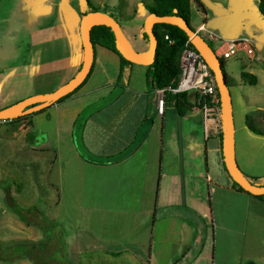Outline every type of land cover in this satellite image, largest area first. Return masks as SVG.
Here are the masks:
<instances>
[{
	"label": "crops",
	"instance_id": "1",
	"mask_svg": "<svg viewBox=\"0 0 264 264\" xmlns=\"http://www.w3.org/2000/svg\"><path fill=\"white\" fill-rule=\"evenodd\" d=\"M71 1L66 8L47 0L39 16L55 20L31 29L29 58L0 68V110L61 88L79 73L86 58L81 28L87 2ZM225 1L191 0L193 28L211 29L208 23L217 17L212 8L219 11ZM104 7L115 16L116 7ZM256 25L249 21L246 36L258 41L262 58L247 55L240 71H232L231 63L226 70L244 104L235 125L238 164L264 182V133L248 125L255 120L264 131V40ZM141 34L143 54L149 41ZM126 35L132 42L134 35ZM244 70L258 76L260 94L248 93ZM148 72L147 65L124 63L113 50L95 45L93 71L73 95L20 120L0 119V172L18 181L11 186L16 202L24 208L50 203L53 218L69 223L62 225L69 232L54 240L59 248L53 253L71 258L55 264H264V199L236 188L225 168V119L219 129L192 107L180 115L165 104L161 113ZM190 100L194 104L195 95ZM140 130L145 135L120 161L89 160L122 152ZM3 201L0 194V230L10 234L3 238L20 233L41 241L39 222L20 219ZM14 261L34 263L30 257Z\"/></svg>",
	"mask_w": 264,
	"mask_h": 264
},
{
	"label": "rangeland",
	"instance_id": "2",
	"mask_svg": "<svg viewBox=\"0 0 264 264\" xmlns=\"http://www.w3.org/2000/svg\"><path fill=\"white\" fill-rule=\"evenodd\" d=\"M68 1L72 2L71 0H57V2H60V4L66 6V8H69L70 6L67 5ZM133 1H134V5L131 3L130 0H91V3L97 5L102 10H106L104 4L108 5V7L112 9L116 7L117 10L115 11L114 17L120 23L125 34L130 33L131 35H134V39L132 40L133 45L140 52L139 41L142 35L141 32L145 31L146 21L148 20L151 14L148 9V6L153 5L154 0H133ZM222 4L219 3L218 5V7L220 8L219 11L217 10L216 6L212 8L213 11L216 12L217 17L216 19L215 18L211 19L208 23V26L211 28L210 29L211 31H213L216 34L217 32H219L221 35L225 37V39H230V37H242L246 35H251L252 31L249 29L248 25H249V21L253 20L254 24H257L256 26L263 29V30L259 29L258 32H260L259 38L261 40H264V16L260 13L258 9L259 7L258 0H228L222 2ZM46 5H47V0L46 1L0 0V68H3L8 65L17 64L21 61L24 62L29 58V54L27 53L26 50L28 49L27 46H28L29 32L31 31L32 28L41 25L45 20L47 19L50 20L55 18V17L51 18L52 16L50 17L47 16L45 18L39 16L40 15L39 13L42 12L41 10L46 8ZM77 5L78 3H76V6ZM86 6L88 10L89 9L88 3H86ZM129 11H132L131 12L132 14ZM220 12L221 15L223 14L221 18H220L221 15L219 14ZM218 15L220 16L218 17ZM260 19L263 20V27L260 26L259 24ZM102 22H106V21L99 20L96 21L95 24H99ZM135 35H137V38H135ZM247 55L248 54H246L245 52L240 51L237 55L229 59H226L225 62L226 69H228L229 63H231L232 71H234L235 73L240 71V69L242 68V64L247 59ZM254 58L255 57H253V59ZM122 79L124 82L126 81L125 78ZM244 86H246V88H250V90L248 91L250 95H258L260 94L259 92L262 91L261 90L262 85L260 84L255 86L245 83ZM230 89L232 92L234 117H235V125H236L239 123V120L242 117H244V114L242 113L244 104L241 103V100L240 101L238 100V96H237L239 95L238 90L233 86L230 87ZM194 95L195 94L193 90L189 91V98L193 100ZM251 121L255 123V124L252 123L254 126L259 124V122L257 123L255 120H251ZM6 175L8 174H6L5 172H0L1 186L9 185L11 187L12 185L14 184L16 185V183H18V181L16 182V179L15 180L12 179V176L8 177ZM249 179L256 185L264 186L263 185L264 182L262 180H257L255 178L254 179L249 178ZM0 194H3V200H4L3 204L6 205V207L11 212H13L11 207L6 202L7 200L5 199V191L3 188L2 190L0 189ZM30 207L31 208L36 207L38 210L35 209L27 210L28 212H26L24 215L27 216L29 221H34L33 223L39 222L38 227L40 234L42 235L41 241H43V243L40 246H38L36 249H33L32 254H30L28 257L32 258L35 264H55L57 260L62 262L69 261V259L71 258L70 253L67 254L59 253V252L53 253L54 248H59L55 246L54 240H59L60 238L63 240L64 238L62 237L69 232V230L65 229L62 226L64 222L66 223L68 222L66 220L63 221L62 219L59 220L53 218V215L56 210H54V205L50 203L28 206L25 209H28ZM37 211L39 213H37ZM59 213L62 218V216L66 213L65 207H62V210ZM16 215L20 219L24 220L23 217H20L18 214ZM14 221L15 223L21 222L18 219H14ZM75 231H76V235L81 232V230L78 229L76 226L73 232L74 234ZM9 235L10 234L7 231L0 230V240L3 242L10 243L16 240L17 241L28 240L22 238V235L24 234H20V233L11 236V238H7V240L3 238V237H9ZM29 240H34V239L31 238ZM20 258L22 257L15 258L13 260H4L0 258V264H21L14 261ZM30 263L34 264L32 261H30Z\"/></svg>",
	"mask_w": 264,
	"mask_h": 264
},
{
	"label": "trees",
	"instance_id": "3",
	"mask_svg": "<svg viewBox=\"0 0 264 264\" xmlns=\"http://www.w3.org/2000/svg\"><path fill=\"white\" fill-rule=\"evenodd\" d=\"M258 1H259V11L264 16V0H258ZM86 2L89 5V9L84 13V15L90 11H95V10L103 11L100 7L91 3V0H86ZM148 9L150 13H157L159 15L181 16L185 20H187L188 23L192 26L191 24V0H154V4L148 6ZM110 14L113 15L112 13ZM153 30H154L155 35L157 36L158 45H157L155 61L152 64L147 65L149 69L148 78L150 79V84L152 85L153 88H155L156 86L166 87L170 85L175 79H177V77L181 73L180 58H181L182 51L186 46V42L189 39V36L184 29H182L178 25L171 24V23H164V22L155 23ZM143 36L147 41H149V36L146 33V31H143ZM91 37H92V41L94 45H101V46L107 47L113 50L114 52H116L117 54H119L124 63L134 64V62H132L129 58H127L126 56L122 55L119 52L117 48L118 39H117L116 33L113 30V28L110 26V24H108L107 22L94 24L91 28ZM208 44L215 53V45H213L210 42H208ZM218 58L223 68V71L226 75L228 85L231 86L232 81L227 73L226 66H225L226 59L222 57H218ZM85 60L80 68L79 73L84 67ZM93 68H94V64L92 66V69L89 75L84 80V82L81 85H79L71 93L59 99H56V100H48V101H42V102L31 104L25 109L23 113H20L17 116H14L7 120H20L23 117L31 115L30 113L31 111L34 114H38L46 110L45 109L46 107L44 108L40 107L41 105L64 101L65 99L73 95L76 91H78L79 88L87 81V79L89 78V76L91 75L93 71ZM241 77L244 82L252 84V85L257 84L259 80L256 74L250 71H247V70L242 71ZM72 80L68 81L66 84L70 83ZM220 103L224 110L222 99L220 100ZM170 104L174 105L178 109L180 115H184L188 111V109L192 105H194L193 102H191L189 98V92H181L177 94L169 93L166 97V105H170ZM248 125L251 129L258 131L260 133H264V131L259 130L251 122ZM224 133H225V130L222 133V140L224 139ZM144 135L145 134L142 132V130H140L136 138L133 140V142L125 150H123L122 152L116 155L107 156V157H89V160L96 162V163H100V164L118 162L121 159H123L129 152H131L134 147H136L137 143L141 140V138ZM225 168L228 171L226 164H225ZM244 174L248 178L257 179L256 177L249 176L246 173ZM234 185L236 188L242 191H245L249 194H252L251 192L244 189L236 181H234ZM0 188L4 189L5 199L7 200L6 202L11 207L12 211L18 214L20 217H23L25 221L29 223H33V222H30L27 216L24 214L28 212L27 210H30V209L38 210V209L36 207H33V208L30 207L28 209H25L22 206H20L16 202L14 196L12 195L11 187L9 185H5V186L0 185ZM252 195L259 197L261 199H264V194H261V195L252 194ZM42 243L43 241H35V240H25V241L16 240L10 243L3 242L0 240V258L4 260H13L19 257H28L30 254H32L33 249H36Z\"/></svg>",
	"mask_w": 264,
	"mask_h": 264
},
{
	"label": "water",
	"instance_id": "4",
	"mask_svg": "<svg viewBox=\"0 0 264 264\" xmlns=\"http://www.w3.org/2000/svg\"><path fill=\"white\" fill-rule=\"evenodd\" d=\"M105 20L116 33L119 52L129 58L132 62L144 65H150L155 61L158 39L154 33L153 27L155 23H171L178 25L186 31L192 44L202 55L210 66L220 92V96L224 107L225 133H224V159L227 169L234 181L239 183L244 189L255 195L264 194V186L256 185L241 170L235 153V117L234 105L230 86L228 85L226 75L220 64L218 56L210 48L207 40L194 29L187 20L178 15H159L151 13L145 24V31L149 36V49L145 53H140L133 45L129 37L125 34L117 19L108 12L95 10L90 11L83 16L82 19V38L86 50V60L84 67L79 75H77L70 83L65 86L46 93L36 94L25 98L16 104L0 110V119H9L23 113L25 109L34 103L56 100L72 91H74L89 75L95 61V45L91 37V28L96 21Z\"/></svg>",
	"mask_w": 264,
	"mask_h": 264
},
{
	"label": "built area",
	"instance_id": "5",
	"mask_svg": "<svg viewBox=\"0 0 264 264\" xmlns=\"http://www.w3.org/2000/svg\"><path fill=\"white\" fill-rule=\"evenodd\" d=\"M198 32L202 34L207 42L215 45V54L218 57L229 59L243 51L257 59L262 58L257 53L258 41L250 36L225 39L205 27V25L200 26ZM180 66V75L170 85L154 88L158 110L163 113L166 97L169 93L177 94L193 90L195 92V103L191 107L200 110L205 120L209 119L217 122L220 129L221 121L224 118V110L220 103L221 96L218 84L210 66L194 47L190 38L182 51Z\"/></svg>",
	"mask_w": 264,
	"mask_h": 264
}]
</instances>
